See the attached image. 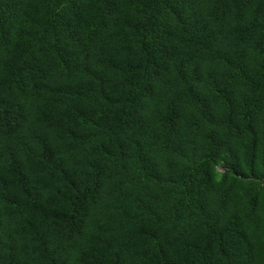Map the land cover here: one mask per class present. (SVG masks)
Wrapping results in <instances>:
<instances>
[{
    "label": "trees",
    "instance_id": "16d2710c",
    "mask_svg": "<svg viewBox=\"0 0 264 264\" xmlns=\"http://www.w3.org/2000/svg\"><path fill=\"white\" fill-rule=\"evenodd\" d=\"M0 264H264V0H0Z\"/></svg>",
    "mask_w": 264,
    "mask_h": 264
}]
</instances>
